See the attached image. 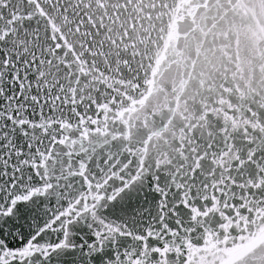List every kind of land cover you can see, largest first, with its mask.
<instances>
[{"label": "snow or ice", "instance_id": "obj_1", "mask_svg": "<svg viewBox=\"0 0 264 264\" xmlns=\"http://www.w3.org/2000/svg\"><path fill=\"white\" fill-rule=\"evenodd\" d=\"M0 264H264V0H0Z\"/></svg>", "mask_w": 264, "mask_h": 264}]
</instances>
